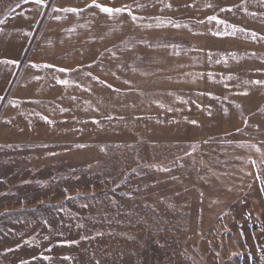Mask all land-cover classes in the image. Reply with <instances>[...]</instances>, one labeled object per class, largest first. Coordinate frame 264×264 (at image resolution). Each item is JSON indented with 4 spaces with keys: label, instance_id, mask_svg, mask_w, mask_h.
Wrapping results in <instances>:
<instances>
[{
    "label": "rangeland",
    "instance_id": "374dc122",
    "mask_svg": "<svg viewBox=\"0 0 264 264\" xmlns=\"http://www.w3.org/2000/svg\"><path fill=\"white\" fill-rule=\"evenodd\" d=\"M96 3L0 0V264H264V0Z\"/></svg>",
    "mask_w": 264,
    "mask_h": 264
},
{
    "label": "snow or ice",
    "instance_id": "6c2138e0",
    "mask_svg": "<svg viewBox=\"0 0 264 264\" xmlns=\"http://www.w3.org/2000/svg\"><path fill=\"white\" fill-rule=\"evenodd\" d=\"M93 4L97 8H99L102 12L108 13V14L118 13V12H121L124 10V9H113V8L98 4V3H96V0H93ZM89 6L91 7L92 5H89ZM67 11H77V10L76 9H67ZM3 63H17V62L16 61H3ZM64 83H67V82L65 81Z\"/></svg>",
    "mask_w": 264,
    "mask_h": 264
}]
</instances>
